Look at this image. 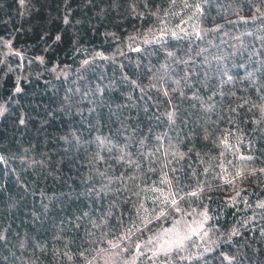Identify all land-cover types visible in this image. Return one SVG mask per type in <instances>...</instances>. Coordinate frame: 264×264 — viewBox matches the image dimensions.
Instances as JSON below:
<instances>
[{
	"label": "trees",
	"instance_id": "16d2710c",
	"mask_svg": "<svg viewBox=\"0 0 264 264\" xmlns=\"http://www.w3.org/2000/svg\"><path fill=\"white\" fill-rule=\"evenodd\" d=\"M0 264H264V0H0Z\"/></svg>",
	"mask_w": 264,
	"mask_h": 264
}]
</instances>
